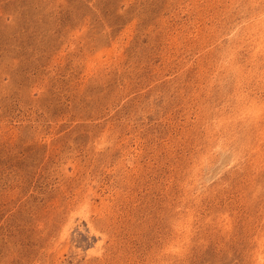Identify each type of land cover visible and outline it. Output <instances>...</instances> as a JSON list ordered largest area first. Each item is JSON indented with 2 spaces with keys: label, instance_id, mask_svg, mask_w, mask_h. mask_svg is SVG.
Instances as JSON below:
<instances>
[{
  "label": "rangeland",
  "instance_id": "1",
  "mask_svg": "<svg viewBox=\"0 0 264 264\" xmlns=\"http://www.w3.org/2000/svg\"><path fill=\"white\" fill-rule=\"evenodd\" d=\"M0 264H264V0H0Z\"/></svg>",
  "mask_w": 264,
  "mask_h": 264
}]
</instances>
